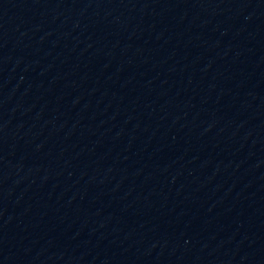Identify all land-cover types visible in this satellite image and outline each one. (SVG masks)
<instances>
[{"label":"water","instance_id":"95a60500","mask_svg":"<svg viewBox=\"0 0 264 264\" xmlns=\"http://www.w3.org/2000/svg\"><path fill=\"white\" fill-rule=\"evenodd\" d=\"M0 264H264V0H0Z\"/></svg>","mask_w":264,"mask_h":264}]
</instances>
